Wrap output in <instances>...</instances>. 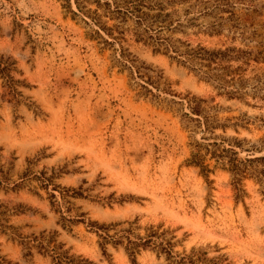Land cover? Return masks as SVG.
<instances>
[{
    "label": "rangeland",
    "instance_id": "374dc122",
    "mask_svg": "<svg viewBox=\"0 0 264 264\" xmlns=\"http://www.w3.org/2000/svg\"><path fill=\"white\" fill-rule=\"evenodd\" d=\"M201 3L216 7L198 17V26L159 35L249 52V60L230 62L242 69L233 85L244 81L240 98L220 94L171 49L154 52L136 41L133 19L111 18L94 0H0V57L14 62L10 75L20 94L18 102L11 99L0 77L5 260L51 264L31 237L43 232L91 264H130L109 239L102 253V240L86 225L91 220L118 223L116 234L130 228V238L155 232L153 240L171 242L172 255L194 247L207 258H225L221 264H264V163L245 162L240 191L226 166L203 150L209 172L201 173L187 162L195 141L206 142L205 126L183 115L191 114V96L203 98L218 124L206 138L253 148H235L241 159L264 156V0ZM209 24L217 33L201 32ZM14 232L29 240V256ZM135 260L170 264L151 247L139 249Z\"/></svg>",
    "mask_w": 264,
    "mask_h": 264
},
{
    "label": "trees",
    "instance_id": "16d2710c",
    "mask_svg": "<svg viewBox=\"0 0 264 264\" xmlns=\"http://www.w3.org/2000/svg\"><path fill=\"white\" fill-rule=\"evenodd\" d=\"M94 2L97 8H102L111 18L119 19L120 22L133 19L136 26L133 35L136 41L152 46V51L154 52H158L162 49L166 53L171 49L175 54L174 56L181 58H178L179 63L186 65L190 70L200 73L204 79L215 82L218 88L222 89L220 94H224L227 98H240L239 93L242 94V91L239 89L242 88L241 83L244 81L238 79L236 83L237 86L233 85L236 82L234 81V74L239 75L236 71H242V69H240L239 66L232 69L230 62H236L243 58L249 60V52L235 49L234 47L209 49L200 43L192 45L186 40L182 41L176 38L172 41L170 38L161 37L159 35L163 29L171 32L177 30L183 33L184 28L198 26L196 22L198 17L209 16L211 8L216 6H202V0H194V3H189V0H112L111 3L108 0H102V2L94 0ZM183 5L185 7H183ZM193 9H197L194 11L196 13L193 12ZM93 14L94 17H92V19L98 18L96 10H93ZM179 14L183 15V20L178 18ZM201 32L210 35L212 33H217V30H214L213 26L209 24V26L202 28ZM168 56L174 58V56ZM256 59V57L253 58L254 61H256ZM13 64L14 62H10L8 57L5 59L0 57V77L4 79L5 86L8 89V94H10L11 99L18 102L15 97L20 94H18L14 87L18 81L14 80L10 75V72L13 70L11 65ZM228 86H230L229 89L227 88ZM204 102L205 100L203 98L191 96V100L187 103L191 114L189 115L183 112V115L189 120L196 121L199 125L203 124L205 126L204 131H202L201 139L206 142L198 143L195 141L196 151L190 153V159L187 163L198 167L201 173L209 172L207 165L203 162V156L200 153V151L203 150L204 155L209 154L210 157L214 158L222 167L226 166V170L233 176L234 189L240 191L237 186L240 184V176L244 173V169L246 168L245 162L260 161L264 163V156H253L241 159L237 157V150L235 148L246 152H250L253 148H242L239 141L227 142V145L223 146V140L217 142L215 137H211L210 139L206 138L204 134L209 131L208 129H213L218 124H216L215 117L209 119L207 110L202 106ZM209 132L212 133V131ZM260 147H264V141ZM259 173L262 175L264 174L263 170H260ZM41 181L43 182L42 179ZM17 186L18 182H14L13 187ZM67 220L83 223L80 218H70ZM86 225L89 229L94 228L93 231L102 240V243H99V247L103 254L106 253L104 244L107 243L106 240L109 239L108 241L112 245H120L123 247L129 258L130 264H136L135 254H137L139 249L147 247L155 249L157 255L164 254L165 259L168 260L170 264H221V260H225V258L221 259L220 257L207 258L205 252L194 247H191L187 254H181L180 256L172 255L171 242L167 239H161L159 241L153 240L152 238L157 237L154 235L155 232H150L143 238L139 236L130 238V228L122 229L119 234H116L118 230L115 227L118 223L98 224L95 221L87 220ZM111 229L114 231L113 235L115 236L108 234V231ZM13 235L18 237L19 243L27 249L24 255L29 256L30 247L27 246L29 240L22 239V236H19V234L15 232ZM31 237L32 240H35L37 243L35 247L38 249V252L42 251L44 254L49 253L51 264H91L87 258L81 255L70 254L67 250H63V244L55 243L51 235L45 237L43 232H41L38 237L35 235ZM150 244L152 246H150ZM0 264L15 263L5 260L0 256Z\"/></svg>",
    "mask_w": 264,
    "mask_h": 264
}]
</instances>
